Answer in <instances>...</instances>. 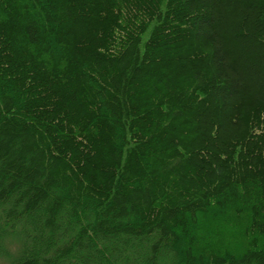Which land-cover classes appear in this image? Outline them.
Returning <instances> with one entry per match:
<instances>
[{"label":"trees","instance_id":"trees-1","mask_svg":"<svg viewBox=\"0 0 264 264\" xmlns=\"http://www.w3.org/2000/svg\"><path fill=\"white\" fill-rule=\"evenodd\" d=\"M0 258L264 264V0H0Z\"/></svg>","mask_w":264,"mask_h":264},{"label":"rangeland","instance_id":"rangeland-1","mask_svg":"<svg viewBox=\"0 0 264 264\" xmlns=\"http://www.w3.org/2000/svg\"><path fill=\"white\" fill-rule=\"evenodd\" d=\"M0 264H7V262L3 258H0Z\"/></svg>","mask_w":264,"mask_h":264}]
</instances>
